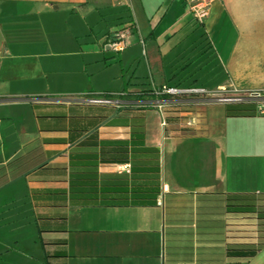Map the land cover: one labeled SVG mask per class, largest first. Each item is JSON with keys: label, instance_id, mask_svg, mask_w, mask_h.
I'll use <instances>...</instances> for the list:
<instances>
[{"label": "crops", "instance_id": "0c3cea01", "mask_svg": "<svg viewBox=\"0 0 264 264\" xmlns=\"http://www.w3.org/2000/svg\"><path fill=\"white\" fill-rule=\"evenodd\" d=\"M195 1L0 0V264L264 254L257 102L180 108L165 127L153 109L74 102L161 86L264 91V0H213L202 25ZM122 30L126 49L105 52ZM205 66L221 72L211 89Z\"/></svg>", "mask_w": 264, "mask_h": 264}, {"label": "built area", "instance_id": "2783aa9c", "mask_svg": "<svg viewBox=\"0 0 264 264\" xmlns=\"http://www.w3.org/2000/svg\"><path fill=\"white\" fill-rule=\"evenodd\" d=\"M212 1L213 0H196L190 4V13L199 25H202L208 17ZM127 45L126 35L122 30L106 37L103 41L102 48L105 52L117 54L124 51ZM151 94L152 96L150 98L140 101L127 99V92H120L117 94H87L75 98L74 102L91 106L110 107L114 109H153L161 118V126L165 127L167 124L166 114L169 111L175 112L177 109L201 104L202 102L210 100V98L206 97L203 90L195 88L179 89L161 86L159 88H152ZM256 99H261L260 101H262V103H259L258 113L264 114V91L250 92L245 95L244 98L238 96L233 100L230 99L221 101L243 102L246 100ZM119 170H124V168L119 167ZM160 204L161 203L159 202L158 205Z\"/></svg>", "mask_w": 264, "mask_h": 264}, {"label": "rangeland", "instance_id": "374dc122", "mask_svg": "<svg viewBox=\"0 0 264 264\" xmlns=\"http://www.w3.org/2000/svg\"><path fill=\"white\" fill-rule=\"evenodd\" d=\"M141 61H143V58H140ZM137 64V62H136ZM206 67V68H205ZM203 67L202 71H201V86L203 85H207L206 87H208V89H211L213 86V83L215 81L216 78H221L220 71L215 70L214 66H205ZM262 93V92H261ZM247 95L246 93L244 94H233L227 91H222L220 93H217L216 95H211V97H207L210 98L209 101H205L206 103H211V102H218V103H228L229 101H221V100H230V99H236L238 96L244 98V96ZM207 100V99H206ZM261 100V99H260ZM260 100H252L259 103H262V101ZM201 103V109L205 106L206 103ZM230 102H235V101H230ZM168 113H178V111H169ZM253 264H264V254H262V256L260 257V259H258L256 262H254Z\"/></svg>", "mask_w": 264, "mask_h": 264}, {"label": "trees", "instance_id": "16d2710c", "mask_svg": "<svg viewBox=\"0 0 264 264\" xmlns=\"http://www.w3.org/2000/svg\"><path fill=\"white\" fill-rule=\"evenodd\" d=\"M152 96L151 89L142 90L139 92H127V99L140 101L146 98H150Z\"/></svg>", "mask_w": 264, "mask_h": 264}]
</instances>
